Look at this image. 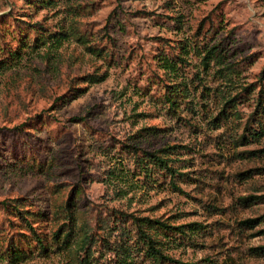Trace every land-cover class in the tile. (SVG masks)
Here are the masks:
<instances>
[{
    "label": "rangeland",
    "instance_id": "obj_1",
    "mask_svg": "<svg viewBox=\"0 0 264 264\" xmlns=\"http://www.w3.org/2000/svg\"><path fill=\"white\" fill-rule=\"evenodd\" d=\"M40 34L18 62L4 58ZM0 57V201L52 249L0 208V264L10 243L28 254L16 264H85V249L51 239L75 187V233H94V264L114 257L102 239L115 229L88 226L92 204L182 225L151 231L172 258L264 264V0H0ZM134 147H169L173 183ZM130 221L132 264H175L145 255Z\"/></svg>",
    "mask_w": 264,
    "mask_h": 264
},
{
    "label": "trees",
    "instance_id": "obj_2",
    "mask_svg": "<svg viewBox=\"0 0 264 264\" xmlns=\"http://www.w3.org/2000/svg\"><path fill=\"white\" fill-rule=\"evenodd\" d=\"M44 1L46 4H50L51 0H41ZM112 14V13H110ZM111 16V15H110ZM109 17V16H108ZM19 21L22 22V20L19 18ZM107 21V20H106ZM107 24V23H106ZM105 26V25H104ZM20 30V29H18ZM41 34L38 35V40L28 42L26 41V37L24 39H18V42L20 40L19 45L15 47H10L4 51V58H8V60H13L10 62H18L26 48L32 49L33 47H37L41 44H43L45 41L41 38ZM65 36H68V32L65 31H50L47 33L46 38L48 40L52 39L51 42H57L61 43ZM22 37V35L20 36ZM43 37V36H42ZM217 44H212L210 47L206 49V52L209 53L212 50L217 49ZM3 57H0V69L8 67L10 64L6 62ZM164 67L169 70L175 69V65L172 61H169V63H164ZM260 78H264V69L260 71ZM104 78V75H97L96 77H89L87 79L90 82L102 80ZM263 89H259V101L263 98L261 92ZM173 94V91L166 93V99L168 101V104H173L174 100L170 97V95ZM167 148H161L157 151H149L146 149H138L141 150L144 155L145 159H147L149 162H151L154 166L159 167L160 169L167 172L169 175H171V182L173 183V177L176 174V167L171 163L172 158L166 155V153H170V149ZM135 151L134 153H137L138 150L134 147ZM166 152V153H165ZM144 159V158H143ZM142 160V158H141ZM143 170V169H141ZM141 170L137 172V174H141ZM147 174L144 172V175ZM80 187H75L71 189L64 201L63 207H62V213L61 218L62 221L58 225V227L52 232V242L56 245V248H59L60 245L62 247L70 248L72 245H75L77 247L85 249L84 256L82 258V261L85 262V264H94L93 260V254L91 252L92 250V244L95 242L94 233H88V231L82 232V236L80 238H77V233H75V225L77 222L76 218V203L74 196L76 193L81 195ZM244 196V197H249ZM16 201V200H13ZM0 208L8 210L9 207H12L15 211V214L19 217H21L26 226L28 227L31 234L34 235L35 241L37 246L45 253H48L51 249V247H48L44 240L41 238L40 234L36 231L34 226L30 223V219L24 215L23 209L19 208V206L13 202H9L8 199H2L0 201ZM97 205L92 204L90 208L87 210V224L91 229L93 230L97 225L100 217H105L107 219V222L110 224V226H113L115 229L114 237L112 239L106 238L102 239L103 243L102 245L107 249L108 251L111 250L114 253V257H108L106 260V264H132V251L129 247L131 245V239L128 236V233L123 228V221L124 219H130L133 223L134 227V234L138 238L139 242L141 243V248L145 255H148V257H151L154 260H161V259H167L175 264H195L193 262H184L175 258H172L165 253H163L162 249L158 246L155 237L152 234V228L154 226L157 227H163V228H171L173 230L178 231H184L182 229V225H171L166 223L164 220L155 219L148 217L146 215H137L132 212L123 211L120 209H98L96 208ZM87 207V206H86ZM88 208V207H87ZM90 209L92 213H90ZM254 218H246L244 219V223L253 221ZM196 224V227H200L199 223H191ZM188 224V225H191ZM193 228V227H192ZM152 231V232H151ZM259 248V247H258ZM264 248V245L260 247V249ZM3 258L6 259V264H16L18 261L25 259L28 254L18 245L14 243H10L7 248H5L2 252Z\"/></svg>",
    "mask_w": 264,
    "mask_h": 264
}]
</instances>
